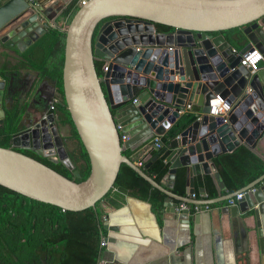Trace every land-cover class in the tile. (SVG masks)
<instances>
[{
    "label": "water",
    "instance_id": "95a60500",
    "mask_svg": "<svg viewBox=\"0 0 264 264\" xmlns=\"http://www.w3.org/2000/svg\"><path fill=\"white\" fill-rule=\"evenodd\" d=\"M72 1L0 0V47L23 53ZM157 25L172 31L159 33ZM233 28H240L247 40L238 53L220 34ZM63 32L62 102L55 104L53 96L45 100L44 108L18 127L10 147H0V185L62 211L96 210L102 203L109 216L123 209L131 197L115 184L125 164L166 196L165 211L172 214L184 239L175 244L183 256L196 248L199 224L210 221L204 206L243 194L237 205L226 206L221 213L232 226L252 218L255 245L264 255V175L212 200H192L171 192L181 167L186 170L187 196L195 194L194 177L200 175L212 176L218 190L225 191L213 159L241 144L255 149L264 134V0H88ZM255 50L262 59L254 70L241 68V60ZM95 59L105 62L101 76ZM10 86L0 72V121L6 116ZM217 96L231 108L224 118L209 116L210 101ZM56 105L66 107L87 154L90 172L83 181L68 156ZM186 105L196 120L170 142L166 159L170 169L159 185L123 152L163 136ZM22 151L62 164L71 178ZM199 193L204 196V189ZM182 203L201 210L177 214L175 209ZM104 229L106 249L118 264H152L172 257V250L161 243L151 241L141 247L115 238L116 226L107 223ZM208 238L210 254L205 264H223L222 238Z\"/></svg>",
    "mask_w": 264,
    "mask_h": 264
},
{
    "label": "trees",
    "instance_id": "16d2710c",
    "mask_svg": "<svg viewBox=\"0 0 264 264\" xmlns=\"http://www.w3.org/2000/svg\"><path fill=\"white\" fill-rule=\"evenodd\" d=\"M77 1L73 0L62 14H69L72 17L78 9ZM156 29L159 33L172 31L171 28L162 25H157ZM220 34L237 52L247 45L246 37L240 28L226 30ZM64 37L63 31L50 28L21 54L29 69L44 73L48 79L56 81L60 95ZM58 50L60 57L57 64ZM54 58V71L51 68L46 71L45 67ZM94 64L97 74L101 76L105 62L95 59ZM55 115L58 124L71 128L69 138L77 140V143L73 144L74 148L68 151V156L80 172L83 181L90 172L87 154L79 141L66 107L56 105ZM195 120V114L184 112L171 128L159 137L161 144L159 149L151 148L150 144L146 150L127 149L123 155L132 162L143 160L142 169L145 174L161 185L170 169V164L166 162L171 152L170 142ZM18 121L19 110L17 108L7 110L5 119L0 121V147H10V140L18 130ZM22 153L62 176L71 178L62 164H54L28 151ZM149 163L150 166L146 168ZM213 163L224 182L225 191L218 190L212 176L200 175L194 180L196 200H212L232 194L264 175V158L256 149H251L246 144H241L230 153L216 156ZM115 184L126 189L132 198L148 204L156 222L161 225L166 199L162 192L152 188L145 179L125 164L121 165ZM201 188L205 191L204 198H201L199 193ZM171 192L180 197H187L185 168L177 169ZM226 203L227 201L219 204ZM187 206L193 213L196 205ZM212 206L216 204L210 205ZM102 216L103 211L99 204L96 210L88 208L80 212L62 211L56 206L30 200L0 185V264H99L105 252L100 242L108 234L104 229Z\"/></svg>",
    "mask_w": 264,
    "mask_h": 264
},
{
    "label": "crops",
    "instance_id": "0c3cea01",
    "mask_svg": "<svg viewBox=\"0 0 264 264\" xmlns=\"http://www.w3.org/2000/svg\"><path fill=\"white\" fill-rule=\"evenodd\" d=\"M70 18L69 14H61L53 23L54 26H50V28L63 31L67 27ZM21 54L22 52H19L16 48L6 49L0 47V72L4 73L7 80L11 82L9 99L5 101V104H7L5 112L12 108L19 110L17 127H22L29 118L35 117V111L43 109L45 100L50 97L53 96L55 102H61L59 86L56 81L48 79L44 73L29 69L21 58ZM59 57L58 50L57 64ZM54 64L55 58L49 61L45 70L53 69ZM37 90H40L41 93L37 94ZM30 104L32 108H29ZM189 112L195 114L192 111ZM178 115L180 117L182 114ZM61 133L62 135L67 134L66 129L62 128ZM156 138L158 136H155L154 139L138 150H146ZM255 149L264 158V134L257 142ZM196 178L197 176L194 177V180ZM126 202L127 204L123 209L108 216V224L119 228V232L113 236L141 247H146L151 241H155L172 250L171 258L168 256V260H156L152 264H205L210 254L208 249L209 236L222 238L223 264H264V255L259 253L255 245V229L252 218L243 219L241 223L236 222L232 226L229 217L221 213V209L226 207V204L217 203L216 206L211 207L209 211L210 221L199 224L200 233L196 248L190 254L183 256L176 249L175 244L184 239L177 222L173 219L172 214L166 213L165 207L159 226L148 204L132 197H128ZM111 259L112 255L104 252L99 264ZM112 264L118 263L113 262Z\"/></svg>",
    "mask_w": 264,
    "mask_h": 264
},
{
    "label": "built area",
    "instance_id": "2783aa9c",
    "mask_svg": "<svg viewBox=\"0 0 264 264\" xmlns=\"http://www.w3.org/2000/svg\"><path fill=\"white\" fill-rule=\"evenodd\" d=\"M88 0H78L76 3V6L79 8L83 5L86 4ZM51 27H53V23L50 25ZM235 53H238L237 51L234 50ZM262 59V56L260 55V53L255 50L254 53H252L251 55H249L246 58H243L240 62V67L247 69V68H251L252 70H254L255 64ZM57 102H55L56 104ZM55 107V106H54ZM190 105H186L184 108H181L178 111V114H183L184 112L190 111ZM210 112H209V116H213V117H226L228 115V113L230 112L231 108L229 107V105L226 104V102L221 99L219 96H217L214 100L210 101ZM125 136H121V142H125ZM161 147L160 144V140L159 137L156 138L152 143H151V148H155V149H159ZM135 166H137L138 168H143V160L138 159L136 162H133ZM243 194H238L236 195L234 198H231L229 200H227L226 206L227 207H232L237 205V202L242 198ZM188 198L192 199V200H196L195 194L193 195H188ZM201 198H204V196L201 195ZM100 208L103 211V216H102V223L105 225L108 223V216L104 213V210L106 209L105 206L100 203L99 204ZM206 211H210L211 207L209 205H205L204 206ZM183 210H189L187 204L182 203L180 204L178 207H176L175 211L177 214L181 213ZM201 210L200 206H195L194 207V214L195 213H199ZM100 246L102 248H104L105 252L107 251V243L104 241V238L101 240L100 242ZM113 262H115L113 260V258L111 260H106L103 261L102 264H112Z\"/></svg>",
    "mask_w": 264,
    "mask_h": 264
},
{
    "label": "flooded vegetation",
    "instance_id": "af4514ba",
    "mask_svg": "<svg viewBox=\"0 0 264 264\" xmlns=\"http://www.w3.org/2000/svg\"><path fill=\"white\" fill-rule=\"evenodd\" d=\"M60 128L61 129L62 128H65L66 129V131H67V138H69L70 137V133H71V128L68 125L61 126ZM69 141H72L73 144L74 143H77V140H75V139L74 140H70V138H69ZM64 142H65V145L67 146V139H66L65 135H64Z\"/></svg>",
    "mask_w": 264,
    "mask_h": 264
},
{
    "label": "rangeland",
    "instance_id": "374dc122",
    "mask_svg": "<svg viewBox=\"0 0 264 264\" xmlns=\"http://www.w3.org/2000/svg\"><path fill=\"white\" fill-rule=\"evenodd\" d=\"M64 135H65V137L67 139V147H66L67 151L72 150L74 148V145H73L72 141H69V138H67V134L66 133Z\"/></svg>",
    "mask_w": 264,
    "mask_h": 264
}]
</instances>
